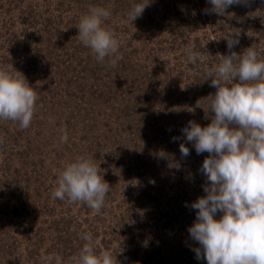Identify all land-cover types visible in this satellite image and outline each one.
Returning <instances> with one entry per match:
<instances>
[{"label": "rangeland", "instance_id": "1", "mask_svg": "<svg viewBox=\"0 0 264 264\" xmlns=\"http://www.w3.org/2000/svg\"><path fill=\"white\" fill-rule=\"evenodd\" d=\"M141 2L149 5L132 22L127 14ZM97 6L111 13L102 24L119 41L114 67L97 61L76 28ZM211 7L208 0H0V67L12 65L37 94L29 128L0 119V264H76L84 233L118 264H207L196 258L188 228L191 204L206 195L200 169L209 154L198 155L182 129L208 125L216 92L208 73L231 54L233 32L232 52L252 47L264 60V0L224 15L206 14ZM189 50L200 54L195 64ZM134 76L142 93L138 82L125 86ZM138 93L144 108L126 116ZM78 156L110 186L100 212L54 196L59 171Z\"/></svg>", "mask_w": 264, "mask_h": 264}, {"label": "clouds", "instance_id": "2", "mask_svg": "<svg viewBox=\"0 0 264 264\" xmlns=\"http://www.w3.org/2000/svg\"><path fill=\"white\" fill-rule=\"evenodd\" d=\"M211 9L205 13L224 15L232 5L246 0H208ZM149 2L134 4L127 14L132 22L141 17ZM111 13L102 7H90L77 25L82 43L91 49L97 61L115 66L122 59L115 33L102 21ZM233 32L226 39L231 54L220 55V63L209 73L211 86V123L201 127L194 121L182 129L196 153L209 155L200 171L206 177L205 196L191 204L196 218L188 228L197 259L207 264H264V60L249 47L242 55L231 50L239 43ZM199 53L189 50L188 61L195 64ZM37 94L25 76L13 66L0 67V119L18 122L29 128L34 116ZM65 133L60 137L66 143ZM180 152L187 157L189 149L182 143ZM54 196L68 202H83L100 212L110 186L98 173L92 160L83 156L65 165L58 173ZM217 213H222L216 219ZM85 241L76 264H118L110 251L99 254L91 233Z\"/></svg>", "mask_w": 264, "mask_h": 264}, {"label": "trees", "instance_id": "3", "mask_svg": "<svg viewBox=\"0 0 264 264\" xmlns=\"http://www.w3.org/2000/svg\"><path fill=\"white\" fill-rule=\"evenodd\" d=\"M142 78V77H141ZM141 78H138V77H135L134 76V80L133 81H131L130 83H125V86H127V88L128 87H132L134 84H136L137 82H138V86L136 85V89H135V92H140V93H142L144 90L142 89V87H140V86H142V84H139V82H140V79ZM148 77H144V79H147ZM142 83H143V81H142ZM102 92V91H101ZM127 92L128 93H132V89L130 88V89H127ZM126 93V92H125ZM140 93H138L137 95H135L133 98H134V100H132L131 101V103H130V105H128V106H125L126 108H127V111L128 112H126L125 111V115L126 116H129L128 114H129V111H131V112H133L134 110H136V109H138L140 106H142L143 107V103H142V101L143 100H140L141 98H138V96L140 95ZM138 98V99H137ZM144 108V107H143ZM214 115V113L213 112H211V115L210 116H213ZM210 116H206V118H207V120H208V122H207V124L209 125L210 123H211V120H212V118L213 117H210ZM199 264H204L203 262H200Z\"/></svg>", "mask_w": 264, "mask_h": 264}]
</instances>
